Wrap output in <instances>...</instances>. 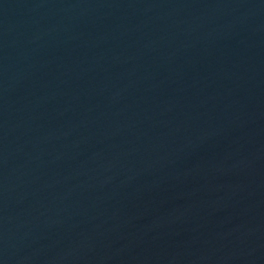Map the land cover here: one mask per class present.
<instances>
[{
	"label": "water",
	"instance_id": "water-1",
	"mask_svg": "<svg viewBox=\"0 0 264 264\" xmlns=\"http://www.w3.org/2000/svg\"><path fill=\"white\" fill-rule=\"evenodd\" d=\"M0 264H264V0H0Z\"/></svg>",
	"mask_w": 264,
	"mask_h": 264
}]
</instances>
